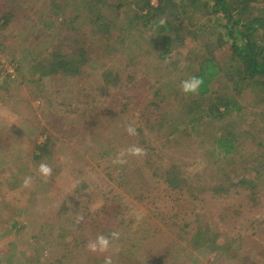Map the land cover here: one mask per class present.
I'll use <instances>...</instances> for the list:
<instances>
[{
  "label": "rangeland",
  "instance_id": "374dc122",
  "mask_svg": "<svg viewBox=\"0 0 264 264\" xmlns=\"http://www.w3.org/2000/svg\"><path fill=\"white\" fill-rule=\"evenodd\" d=\"M2 18L7 26L1 22ZM41 18V0H0V264H92L93 261L89 262L93 259H98L103 264L102 255L92 254L84 246L89 240L95 239L88 234L89 230L85 231L83 240L70 236L64 244L59 240L61 246L53 243L50 250H46L47 242L53 238L51 231L43 228L49 223H55L64 207L72 209L75 203H82L85 196L78 197L76 194L79 187L85 184L90 185L95 194H99L93 195L96 203L91 207V212L101 209L106 202L103 197L105 195L114 201L120 200L121 208L137 217V222L147 221V227H151L152 232L162 230L144 243V254L137 262L135 260L130 263L131 258L128 257L130 264H175L172 261V247L185 246L186 242L180 236L189 240L195 234L197 225L202 226L204 231L206 229L208 234L214 230L229 233L234 240L244 244L240 240L243 235L245 242L254 244L251 247L243 245L244 248L238 253V260L230 262L231 260L225 259V263L215 264H264V230L251 224L255 217L264 221V212H254L251 199L252 196L255 197V193L252 189L234 190L227 199L207 195L195 201L183 197L181 200H185V204L179 209L176 199L182 194L170 191L165 184L158 183L155 188H146L143 192L146 198L140 200L131 196L127 187L119 184V180L110 177H116L121 167L114 165L113 159L117 153L130 146L126 140L133 138L128 135L125 139V130L122 128L129 123L136 128L140 125L141 115L144 113L141 104L153 99L154 90L151 86L157 79L167 82L180 78V74L185 75L181 72V64L177 66L178 59L184 56L153 63L150 52L153 50L154 40L144 35L131 38L132 42L127 43L129 47L124 46L113 52L112 56H107L100 50L101 46L91 45L96 36L88 32L92 31L86 27L88 25L75 24L70 28L58 19L56 24L60 28H56L57 34L52 39L50 37L53 35L46 36L45 27L37 26ZM134 39L136 42H133ZM138 43L142 48H137ZM77 46L90 51L97 61L95 65L102 68L86 69L83 77L75 78L70 83L50 80L46 83L47 89L44 92H40L43 87L40 83L36 87L27 84L21 74V65L17 62L19 58L28 52L35 55L54 50L70 53ZM201 46L199 43L189 42L184 54L191 49H200ZM203 51L207 54V50ZM128 53L137 54L135 64L140 66L137 71V86L125 85L123 89H116L107 85L104 71L113 66L124 69L126 64L121 61ZM215 54H219V51ZM172 62L176 65L173 66ZM125 71L136 73L133 66ZM242 103L254 115L253 118L248 113L239 116L233 113L232 119H239L242 129L250 130L253 120L264 118V105L256 103L249 92ZM42 127L58 141L54 162L51 164L53 176L47 180L38 176V164L36 167L31 166L35 146L43 140L39 137ZM168 130V127L163 131L157 128L154 132L155 140L146 148L152 149L156 154L172 156L178 169L184 164L198 163L202 158L207 161L204 157L207 150L201 146L202 140L197 138L201 129L197 133L190 126L182 127L174 135L167 133ZM255 135L259 137L258 134ZM143 142L144 140L137 144L142 147ZM102 153L107 156L101 158ZM258 155L259 149L250 137L241 144L238 156L245 163L251 162ZM126 159L132 165L133 157L128 156ZM226 169L231 172L234 167L227 166ZM26 176L34 177L31 188L23 186ZM156 203L161 207L159 212L155 211ZM81 217L83 219L80 222L90 229L93 218L84 214ZM114 225L117 232L121 233L124 227L116 223ZM114 225L110 223L105 226L111 230L115 228ZM86 238L88 241L84 242ZM129 247L120 238L114 241L111 252L114 264H122V253H127ZM136 248L138 245L134 247V252ZM163 249L166 251L165 255L162 254ZM57 251L59 254L55 258L52 254ZM190 252L210 264L196 248H190ZM74 253L77 257L72 260ZM184 253L182 251L180 255L183 256ZM160 254L163 256L159 260ZM189 255L182 259L189 258ZM253 255L255 262L249 263V260L246 263V259H251Z\"/></svg>",
  "mask_w": 264,
  "mask_h": 264
},
{
  "label": "trees",
  "instance_id": "16d2710c",
  "mask_svg": "<svg viewBox=\"0 0 264 264\" xmlns=\"http://www.w3.org/2000/svg\"><path fill=\"white\" fill-rule=\"evenodd\" d=\"M41 4L43 18L37 26L45 27L46 36L53 35L50 37L52 39L60 28L56 24L59 19L70 28L75 24L88 25L86 27L92 30L88 32L96 36L91 45L101 46L100 50L107 56H112L113 52L124 46L129 47L127 43L132 42L131 38L136 39L142 35L154 40L150 52L153 63L184 56L178 59L177 66L181 64V72L185 75L180 74V78L167 82L160 79L155 81L151 86L154 90L153 99L141 104L144 113L137 127L138 135L126 140L130 145L144 140L142 148L146 150V155L143 159L133 157L132 165L127 162L121 166L116 177L110 176L112 179L119 180V184L126 186L131 196L140 200L146 198L143 194L146 188H155L158 183L165 184L170 191L182 194L176 199L179 209L185 204V200H181L183 197L195 201L207 195L227 199L234 190L250 188L255 193L251 199L254 212H264V118L253 120L250 130H243L239 119H232L233 113H237V116L248 113L253 118L254 115L242 103L248 92L253 95L256 103L264 105V0H41ZM161 18L166 21L164 25L159 23ZM1 22L7 26L3 18ZM189 42L202 46L184 54ZM131 46L135 48L134 44ZM137 48H142V45L138 43ZM203 50H207V54ZM218 51L219 54H215ZM143 52L146 53L145 50ZM136 56L128 53L123 58L121 63L126 64L124 69H116L114 66L107 68L103 72L106 84L116 89H123L125 85L136 87L140 67L138 63L135 64ZM95 61L90 51L78 46L70 53L54 50L35 55L28 52L17 60L27 84L32 87L38 83L43 85L40 92L47 89L46 83L50 80L70 83L75 78L83 77L86 69H101L95 65ZM171 64L176 65L174 62ZM131 66L136 69L135 74L125 71ZM190 76L201 77L204 83L197 95L186 96L181 91L180 83ZM188 126L197 133L199 129L202 130L197 138L202 140L201 146L207 150L204 155L207 161L202 158L198 163L184 164L178 169L172 156L156 154L146 148L155 140L154 132L157 128L163 131L168 127L167 133L174 135L182 127ZM122 129L125 130V127ZM124 135L127 139L128 134L124 132ZM39 137L43 140L35 146L31 166L41 162L51 165L58 141L44 127ZM249 137L259 149V155L245 163L238 153L241 144ZM106 156V153H102L101 158ZM226 165L234 169L229 172ZM76 195L85 196L82 203H75L72 209L64 207L55 223H49L43 228L45 231L50 230L53 238L47 242V251L53 243L59 244V240H62L64 244L70 236L83 240L88 230V234L94 237L99 233L117 231L116 223L124 227L120 239L130 246L127 253H122V264H130L143 256L144 243L162 232H152V228L147 227V221L137 222V217L121 208L120 200L114 201L105 195L103 197L106 202L101 209L91 212V207L96 203L93 195L99 194H95L90 185L80 186ZM155 205V211L159 212L161 207L157 203ZM151 211L154 212L152 208ZM83 214L93 218L90 229L84 227L85 223L77 222ZM110 223L115 228H106L105 225ZM251 224L264 230V221L256 217ZM70 228L73 230L70 231ZM231 236L217 230L208 234L206 229L204 231L202 226L197 225L195 234L189 240L180 236L186 242L185 246L172 247V261L175 264H206L203 259L193 255L190 248H196L210 264L225 263V259L230 262L238 260L243 245L251 247L254 244L245 242L243 235L240 240L244 244ZM136 245L138 248L134 252ZM162 251L165 255V249ZM182 251L186 253L183 256L180 255ZM130 252L133 253L129 255ZM58 254L59 251L52 255L56 258ZM187 254H190L189 258L183 260ZM163 255H158L159 260ZM76 257L75 254L72 260ZM254 260L253 255L251 259H246V263H254ZM92 261V264H101L98 259L89 263Z\"/></svg>",
  "mask_w": 264,
  "mask_h": 264
},
{
  "label": "clouds",
  "instance_id": "9594fccd",
  "mask_svg": "<svg viewBox=\"0 0 264 264\" xmlns=\"http://www.w3.org/2000/svg\"><path fill=\"white\" fill-rule=\"evenodd\" d=\"M161 25H164L166 21L161 18L159 20ZM204 81L201 77L198 76H190L187 79H184L180 83L181 91L184 95H197L203 85ZM125 132L129 136H137L138 131L137 128L129 123L125 126ZM146 155V150L139 146L138 144L130 145L128 148L122 150L121 152L117 153L115 158L113 159L114 165H124L127 163L126 157H142ZM36 172L38 176L43 177L45 180L51 178L53 176V168L51 165L41 162ZM34 182L33 176H26L23 180V186L25 188H31ZM83 217H80L77 221L78 223L82 220ZM120 238V233L117 231H112L108 234L99 233L96 235L95 239L89 240L86 247L87 250L92 254H100L104 257L103 264H114L111 252L114 247V241H118Z\"/></svg>",
  "mask_w": 264,
  "mask_h": 264
}]
</instances>
